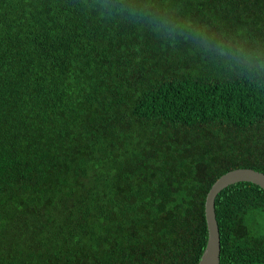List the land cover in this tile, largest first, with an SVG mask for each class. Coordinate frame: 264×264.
Instances as JSON below:
<instances>
[{
  "label": "trees",
  "instance_id": "16d2710c",
  "mask_svg": "<svg viewBox=\"0 0 264 264\" xmlns=\"http://www.w3.org/2000/svg\"><path fill=\"white\" fill-rule=\"evenodd\" d=\"M264 49V0H169ZM93 0H0V264H199L206 198L264 173V86ZM220 264H264V190L216 199Z\"/></svg>",
  "mask_w": 264,
  "mask_h": 264
},
{
  "label": "clouds",
  "instance_id": "9594fccd",
  "mask_svg": "<svg viewBox=\"0 0 264 264\" xmlns=\"http://www.w3.org/2000/svg\"><path fill=\"white\" fill-rule=\"evenodd\" d=\"M92 9L102 17H122L142 25L171 43L182 40L249 83L264 86V49L248 47L247 40L211 32L198 21L179 15L169 0H93Z\"/></svg>",
  "mask_w": 264,
  "mask_h": 264
},
{
  "label": "water",
  "instance_id": "95a60500",
  "mask_svg": "<svg viewBox=\"0 0 264 264\" xmlns=\"http://www.w3.org/2000/svg\"><path fill=\"white\" fill-rule=\"evenodd\" d=\"M239 183H252L264 190V173L253 169H236L220 177L212 186L205 204L208 241L199 264L221 263V235L216 215V199L222 191Z\"/></svg>",
  "mask_w": 264,
  "mask_h": 264
}]
</instances>
